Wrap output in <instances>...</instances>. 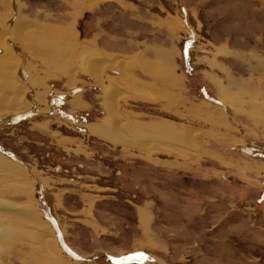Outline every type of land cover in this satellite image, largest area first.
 I'll use <instances>...</instances> for the list:
<instances>
[{
	"label": "rangeland",
	"instance_id": "374dc122",
	"mask_svg": "<svg viewBox=\"0 0 264 264\" xmlns=\"http://www.w3.org/2000/svg\"><path fill=\"white\" fill-rule=\"evenodd\" d=\"M89 3L0 0L35 103L0 119V264H264V0ZM112 92L147 151L95 135Z\"/></svg>",
	"mask_w": 264,
	"mask_h": 264
},
{
	"label": "bare ground",
	"instance_id": "6f19581e",
	"mask_svg": "<svg viewBox=\"0 0 264 264\" xmlns=\"http://www.w3.org/2000/svg\"><path fill=\"white\" fill-rule=\"evenodd\" d=\"M82 1L85 3L87 8L88 7L91 8L94 6V4L89 3L91 0H82ZM93 1L95 2V4H97L100 0H93ZM78 4H80V3H78ZM14 20L12 23L13 25L7 27L9 33L6 34L5 37H4V34L0 35V65L2 66L1 71H0V77L3 80V81L1 80L3 83L2 84L0 83V119H4L5 117H7L9 115L17 114L18 112L23 111L24 109H28L29 107L32 106V104L35 105V103L33 101L31 102L30 100L29 101L27 100L26 94L28 92V89L24 85H22V83H20L16 77L15 71H16L20 61H19V58H17L13 54V52L7 47V41H6L12 37L10 35H13V39L19 41V34H22V32L26 34L27 31H30V30L32 31L33 25L31 26L28 21H26L27 23H25L18 15H17L16 19L14 18ZM20 31H22V32L19 33ZM19 42H21V41H19ZM21 43L25 44L23 41ZM92 55L94 57H93L92 61L89 62L90 65L88 63V65H89L88 73L90 74L91 78L94 79V81H96L98 84H100V86L104 87L103 86L104 81L102 78V76H103L102 75V69L106 65H115L116 63H119L122 66V65H124V63L122 62V59H116V57H114L115 58L114 59L113 56L108 55V54H103L101 58L98 57L97 54H91V56ZM121 66L118 67V72L121 71L120 73H122V71H123V67H121ZM119 69H120V71H119ZM130 81H131V79H130ZM232 82H234V81H232ZM245 85L248 87V82L245 83ZM118 86H119V84H118ZM235 88H237V86ZM144 92L145 93L148 92L146 90V88L143 92H138L139 97L143 98L144 100L150 99L151 97L146 96ZM114 97H116V96L114 95V92H112V93L107 94L106 97L104 98V100H105L104 105H105V107H107L106 109H107L108 113L111 114V121H110L111 124L108 127H107V125L106 126L98 125V127L94 126V129L96 132L95 135L106 140V141H108V142H113L114 144H121V145H128V146H132V147H138L140 150L147 151V147H149L148 144H146L145 142L141 143V141L138 140L139 138L135 134H133L132 132L129 131V127L127 126V121H125L124 114L122 111L119 110V107L117 106V101L119 100V98L116 97L117 99L116 98L114 99ZM225 98H226V96L224 95L221 97V100H224L227 102L231 101V100H229V96L227 99H225ZM37 99L35 100L36 103H39V104L41 103L42 105H44V101H43V99H41V97H37ZM224 101H222V102H224ZM125 128H128V129H125ZM131 131H133V130H131ZM183 131H185V129ZM136 133H138V132H136ZM194 133H195V131H193V129H190V128H188L186 131V135L188 136V141H190V143H191V140L193 138L192 136L194 135ZM184 140H185V138H184ZM119 141H123V142H119ZM191 145H193V144L191 143ZM1 166L8 167L9 165H8V162L6 161V163L1 162ZM8 169H14L13 165L10 166L9 168H7L6 170H8ZM17 169L18 168L16 167L15 170H17ZM13 178H15V177H13ZM18 185L20 186L21 184L18 183ZM41 235H38L37 233L34 234L35 238L38 239V241H39V239H42L41 237H43V236H41ZM49 237H50V235H49ZM42 246H43V244L40 246V248ZM42 249H43V247H42ZM37 250H39V249H37ZM51 251H52V249H51ZM46 255H47V257L52 256L51 253L46 254ZM0 256H1V251H0Z\"/></svg>",
	"mask_w": 264,
	"mask_h": 264
},
{
	"label": "crops",
	"instance_id": "0c3cea01",
	"mask_svg": "<svg viewBox=\"0 0 264 264\" xmlns=\"http://www.w3.org/2000/svg\"><path fill=\"white\" fill-rule=\"evenodd\" d=\"M162 59V58H161ZM143 68H145L144 66H143ZM146 69V68H145ZM150 68H147V72H149L148 70H149ZM151 70V69H150ZM245 87H246V85H245ZM222 93V96H224L225 94L223 93V92H221ZM226 97H227V95H225Z\"/></svg>",
	"mask_w": 264,
	"mask_h": 264
},
{
	"label": "water",
	"instance_id": "95a60500",
	"mask_svg": "<svg viewBox=\"0 0 264 264\" xmlns=\"http://www.w3.org/2000/svg\"><path fill=\"white\" fill-rule=\"evenodd\" d=\"M139 256H140V254L135 255V257H139Z\"/></svg>",
	"mask_w": 264,
	"mask_h": 264
}]
</instances>
